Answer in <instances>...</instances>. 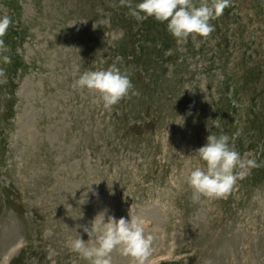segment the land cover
Masks as SVG:
<instances>
[{"label":"rangeland","instance_id":"374dc122","mask_svg":"<svg viewBox=\"0 0 264 264\" xmlns=\"http://www.w3.org/2000/svg\"><path fill=\"white\" fill-rule=\"evenodd\" d=\"M126 13L119 0H0L12 20L11 63L0 64V264H88L68 242L87 240L77 225L105 210V222L144 218L165 264H264V0H230L212 33L179 42ZM113 62L140 95L105 109L99 93L71 87ZM214 122L259 167L237 169L226 197L193 203L186 177L204 167L194 151L219 133Z\"/></svg>","mask_w":264,"mask_h":264},{"label":"clouds","instance_id":"9594fccd","mask_svg":"<svg viewBox=\"0 0 264 264\" xmlns=\"http://www.w3.org/2000/svg\"><path fill=\"white\" fill-rule=\"evenodd\" d=\"M119 4L127 9V15L137 21L151 17L164 23L168 33L179 42L191 35L207 37L212 33L214 25L210 21L222 14L230 0H136L135 4L133 0H119ZM11 23V17L0 16V64L11 63V57L2 54L7 51L3 37ZM3 75L4 70L0 68V77ZM5 82V79H0V83ZM71 87L74 90L87 89L99 93L105 109L130 96L140 95L131 82L129 70L119 67L117 62L97 70L85 69ZM209 125H214L220 131L218 134L210 132L206 136V143L195 149L194 153L204 163V167L190 169L186 177L192 189L193 203L201 197H226L233 190L237 179L241 178L237 169L259 167L254 159L243 158L232 146L238 133L230 137L223 132L219 123ZM105 212L97 214L90 225H77L87 234L88 239H82L75 229L78 235L68 242L69 251L88 264H113L114 251L131 258V264H165L168 259L166 255L154 256V237L147 232L144 218L130 210L127 218L108 215L105 222ZM205 264L213 262L208 259Z\"/></svg>","mask_w":264,"mask_h":264}]
</instances>
